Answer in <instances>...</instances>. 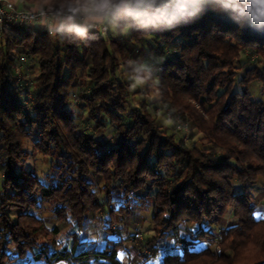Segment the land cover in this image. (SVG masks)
Masks as SVG:
<instances>
[{
  "label": "trees",
  "instance_id": "obj_1",
  "mask_svg": "<svg viewBox=\"0 0 264 264\" xmlns=\"http://www.w3.org/2000/svg\"><path fill=\"white\" fill-rule=\"evenodd\" d=\"M20 3L32 10L88 7V0ZM102 19L129 37L113 36L112 25L98 33L73 22L55 35L36 25L0 33V264H121L123 239L108 235L135 209L151 213L155 235L146 242L155 246L171 234L181 245L162 264H264V217L251 193L264 178V67H247L235 81L234 65L246 48L264 57V27L218 14L211 0L171 27ZM144 37L164 54L156 74L161 102L187 115L209 147L184 145L156 125L143 97L137 106L128 100L119 59L127 63L125 48ZM14 47L37 57L32 88L15 80ZM255 81L261 96L252 95ZM76 85L93 130L114 125L109 138L75 121L69 97ZM27 138L48 160L42 176L23 166L32 154ZM228 209L234 222L220 228L218 243L199 246L216 242L213 226ZM45 213L55 219L52 227ZM91 221L106 231L102 244L86 239Z\"/></svg>",
  "mask_w": 264,
  "mask_h": 264
},
{
  "label": "rangeland",
  "instance_id": "obj_2",
  "mask_svg": "<svg viewBox=\"0 0 264 264\" xmlns=\"http://www.w3.org/2000/svg\"><path fill=\"white\" fill-rule=\"evenodd\" d=\"M79 3H74L75 6ZM67 8V7H65ZM44 10V9H42ZM51 10V9H45ZM85 10H92L89 6L86 5L82 9V14H84ZM94 11V10H93ZM85 15V14H84ZM86 19L90 22L93 21H101L104 23L105 27H111V33L115 37H119L121 41L127 39L129 37V32L124 29L123 36H119L115 31V27L112 21H106L102 19L100 15H88L86 14ZM146 52H149L150 56H146ZM12 53L14 54V68H17L15 73V80L17 79V75L19 74V78L21 81H24L23 84L27 83L29 88L35 86V75L37 74V57H36V65H35V57H28L25 64L19 61V56L22 53L21 48L14 47L12 49ZM125 55L128 57L127 63L120 62V69L118 70V79L127 83V97L130 103L133 106H137V104L141 101L143 97L147 104L148 109L152 116L156 119V125L166 131L168 134H173L176 140L180 139L179 129L177 133H175V127L179 126L181 130L187 129L186 138L180 139L184 145L188 146H196V147H209L210 143L203 137L202 133L198 130L191 128V121L189 117L181 116L178 114L172 107L167 104L161 102L159 95L157 93L156 84L158 82L157 72L159 70V62L164 57V54L156 52L153 48H151L150 38L144 37L138 42L131 41L127 47L125 48ZM26 56V55H25ZM122 63V64H121ZM235 70L236 77L235 81L241 77V74L247 67H251L255 65L259 68L264 67V57L260 54L255 53L251 49H243L240 53L239 59L235 62ZM153 71L155 76L151 77L150 73ZM139 73V74H138ZM151 83V85L147 86V83ZM146 87H148L146 89ZM252 95L261 96V83L255 81L251 84ZM69 97V107L74 114V119L80 126L83 127L85 131L93 132L96 138H104L106 133H110L113 131L114 125H107L104 129H96L93 130L91 126V122L86 117V111L82 107V103L79 99L78 86H74V88L70 92ZM72 94H75L73 96ZM31 96H29L30 98ZM29 106V105H28ZM166 112L170 114V117H167ZM122 117L128 119L125 113L121 114ZM185 126V127H184ZM184 127V128H182ZM109 138V134L105 136V139ZM26 149L29 153H32L25 163L23 164L25 169H34L38 175L42 176L48 170V160H46L40 153L33 152V145L30 138H27L25 141ZM101 183V182H100ZM154 192V191H153ZM144 193V192H141ZM251 193L254 196L255 203L257 206V217H264V178L259 177L256 184L251 187ZM47 219L46 224L49 227H52L56 222L55 219L48 213L42 215ZM151 213L150 211H142L139 209H135L134 213L129 216L124 221H120L119 218L112 225V232L108 235L114 239H123L124 243V251L119 254L121 259V264H156L157 259L162 260V256L168 251H177L180 252L181 245L179 241H176L173 236L170 234L163 239H158L156 245L150 244L146 242V239L149 240L152 236H154V232L152 230V223L150 221ZM234 219L231 215V209L225 213L224 217L221 219L219 224L213 226V232L216 236V242L207 243L201 242L199 246L209 245L211 248L214 247L218 243L220 228L229 224H232ZM190 227L195 228V224H189ZM139 232L141 234V239H135L133 237V233ZM87 238L89 240H95L103 243V239L106 235V231L103 227L95 221H91L88 225V229L86 231ZM174 241L175 243H170ZM148 246L149 248H147ZM63 264V263H58Z\"/></svg>",
  "mask_w": 264,
  "mask_h": 264
},
{
  "label": "clouds",
  "instance_id": "obj_3",
  "mask_svg": "<svg viewBox=\"0 0 264 264\" xmlns=\"http://www.w3.org/2000/svg\"><path fill=\"white\" fill-rule=\"evenodd\" d=\"M209 0H88V6L104 17L124 20L127 26H174L196 17ZM213 10L254 27H264V0H211ZM83 36L85 29L74 28Z\"/></svg>",
  "mask_w": 264,
  "mask_h": 264
},
{
  "label": "built area",
  "instance_id": "obj_4",
  "mask_svg": "<svg viewBox=\"0 0 264 264\" xmlns=\"http://www.w3.org/2000/svg\"><path fill=\"white\" fill-rule=\"evenodd\" d=\"M83 8L84 6L82 5H75L61 10L21 9L18 8L11 0H0V33L7 32L10 28H22L26 26L36 25L47 30L49 34L55 35L57 32L58 22L64 23V21L67 19L75 21L82 26H86L95 32L105 33L107 31V28L105 27L104 23H101V21H88L86 19V16L82 14ZM20 60L23 62L22 64H25L27 61V56H25L24 54H20L19 61ZM16 69L17 68H15V70ZM19 77L20 76L18 74L16 79L17 82L20 81ZM72 95L75 96V94ZM166 115L167 117H170V114L168 112H166ZM174 129L176 133L179 129L181 139L183 137H187L185 132L187 131L186 127L185 130H181L179 126L175 127L174 124ZM140 236L141 234L139 232L133 233V237L135 239H141ZM146 247L149 248L148 246Z\"/></svg>",
  "mask_w": 264,
  "mask_h": 264
},
{
  "label": "crops",
  "instance_id": "obj_5",
  "mask_svg": "<svg viewBox=\"0 0 264 264\" xmlns=\"http://www.w3.org/2000/svg\"><path fill=\"white\" fill-rule=\"evenodd\" d=\"M17 7H19L20 8V6H21V3H20V0H11ZM55 20V19H54ZM66 22H73V23H76L75 21H72V20H69V19H67V20H65L64 21V23H66ZM56 24H57V21H56ZM60 24H62L61 22L59 23L58 22V26L60 25ZM0 40H1V35H0ZM35 65H36V58H35Z\"/></svg>",
  "mask_w": 264,
  "mask_h": 264
},
{
  "label": "snow or ice",
  "instance_id": "obj_6",
  "mask_svg": "<svg viewBox=\"0 0 264 264\" xmlns=\"http://www.w3.org/2000/svg\"><path fill=\"white\" fill-rule=\"evenodd\" d=\"M170 243H175L174 241H171ZM156 264H162V262L159 260V258L157 259V261H156Z\"/></svg>",
  "mask_w": 264,
  "mask_h": 264
}]
</instances>
